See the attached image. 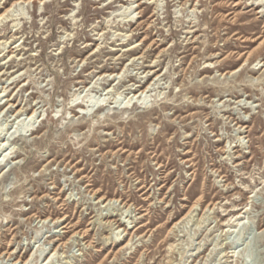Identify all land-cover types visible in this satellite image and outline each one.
Listing matches in <instances>:
<instances>
[{"label": "rangeland", "instance_id": "1", "mask_svg": "<svg viewBox=\"0 0 264 264\" xmlns=\"http://www.w3.org/2000/svg\"><path fill=\"white\" fill-rule=\"evenodd\" d=\"M1 14L0 264H264V0Z\"/></svg>", "mask_w": 264, "mask_h": 264}, {"label": "bare ground", "instance_id": "2", "mask_svg": "<svg viewBox=\"0 0 264 264\" xmlns=\"http://www.w3.org/2000/svg\"><path fill=\"white\" fill-rule=\"evenodd\" d=\"M21 3V2H20ZM17 5V2H14L11 6H10V8L12 7V6H16ZM137 6H138V4H137ZM10 8H8L4 13H6V15H8V12H9V9ZM123 12H125V11H123ZM3 13V14H4ZM10 13V12H9ZM3 14H1L0 15V18H3L4 17V15ZM124 14H126V13H124ZM129 14V13H128ZM127 15V14H126ZM121 44H123V43H121ZM126 50H128V49H126ZM8 52H10V51H8ZM3 56V55H2ZM258 68H264V62H262V63H260V66L258 67ZM119 74L120 73H109L108 75H106V74H104V76H114L113 78H112V82H114L115 80H117V78H122V77H119ZM153 74H155V72H153ZM103 76V77H104ZM156 77H157V75H156ZM155 77V78H156ZM120 80L121 79H119L118 80V82H120ZM9 81V80H8ZM140 82V81H139ZM150 85H152V84H150ZM136 87L138 88L137 90H136V92H134V93H132L131 95H130V93H127V95L125 96V99H127L128 98V100H127V104L126 105H129L130 103H133V106L134 105H137V102L135 101V102H132V100H133V98H136L137 100H140L141 99V96L143 95V94H146V93H148L149 92V85L148 86H146L144 89H140L141 87H142V85H140V84H137L136 85ZM86 88V85L83 87V90ZM83 90H81L80 91V93L83 91ZM107 93L106 94H108L109 92H110V90H108L107 89ZM98 101V100H97ZM103 101V100H102ZM96 102L97 103V105H98V110H103V105H105V103H103V102ZM106 102H108L109 104H111L112 103V101L111 100H107L106 99ZM116 102V101H115ZM77 104H79V103H77ZM120 104H123V102L122 103H120ZM82 105V104H81ZM128 106H126V108H127ZM82 108H84V105H82L81 106V109ZM97 109V108H96ZM19 112V111H18ZM15 114V113H14ZM21 115H23V114H20V115H18V116H16L15 117V119H17V118H19ZM34 115H35V111H33L32 113H30V114H26V117H25V119L26 118H29V119H31L32 117H34ZM82 116H84V115H82ZM39 117V116H38ZM14 119V120H15ZM4 151V150H3ZM10 154H12L11 152H10ZM3 173V172H2ZM98 201H100L105 207H111L113 204H114V202H116L117 200H114V199H108V200H106V199H99ZM233 210H237V209H232V211ZM233 216H235V220H237L239 217H240V212H238V213H236V214H234ZM109 217V216H108ZM107 216H105L104 217V219H106V218H108ZM240 219V218H239ZM122 223V222H121ZM229 223V222H228ZM63 228V227H62ZM112 229H114L113 227H112ZM111 229V230H112ZM114 231H115V229L113 230V233H114ZM118 231H120L119 230V228L117 229V231L116 232H118ZM79 236V235H78ZM205 249H206V247H205ZM204 249V250H205ZM204 250H199V252L197 253V256H199V255H201L203 252H204ZM46 258V257H45ZM14 264H16V263H14Z\"/></svg>", "mask_w": 264, "mask_h": 264}, {"label": "water", "instance_id": "3", "mask_svg": "<svg viewBox=\"0 0 264 264\" xmlns=\"http://www.w3.org/2000/svg\"><path fill=\"white\" fill-rule=\"evenodd\" d=\"M142 98H143V97H142ZM142 98H141V100L138 101V103H140V102H142V101L144 100V99H142ZM133 101H135V100H133ZM93 108H94V107H93ZM93 108H92V109H93ZM90 111H91V110H90Z\"/></svg>", "mask_w": 264, "mask_h": 264}]
</instances>
